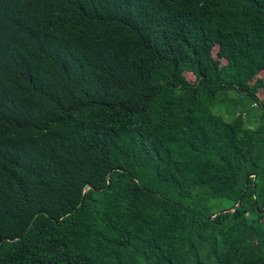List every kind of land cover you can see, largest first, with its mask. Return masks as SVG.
<instances>
[{"label": "trees", "instance_id": "1", "mask_svg": "<svg viewBox=\"0 0 264 264\" xmlns=\"http://www.w3.org/2000/svg\"><path fill=\"white\" fill-rule=\"evenodd\" d=\"M0 264H264V0H0Z\"/></svg>", "mask_w": 264, "mask_h": 264}, {"label": "rangeland", "instance_id": "2", "mask_svg": "<svg viewBox=\"0 0 264 264\" xmlns=\"http://www.w3.org/2000/svg\"><path fill=\"white\" fill-rule=\"evenodd\" d=\"M186 76H187V78L190 79V80H194V78H195L194 75H193L192 73H189V72L186 73ZM257 78H258V76H252V77H251V82H252V83L256 82V79H257ZM232 95H233V96H237V93H234V92H233ZM259 95H260V97L263 96V95H262V91H260Z\"/></svg>", "mask_w": 264, "mask_h": 264}, {"label": "water", "instance_id": "3", "mask_svg": "<svg viewBox=\"0 0 264 264\" xmlns=\"http://www.w3.org/2000/svg\"><path fill=\"white\" fill-rule=\"evenodd\" d=\"M231 210H232V208H225L223 211L227 212V211H231Z\"/></svg>", "mask_w": 264, "mask_h": 264}]
</instances>
